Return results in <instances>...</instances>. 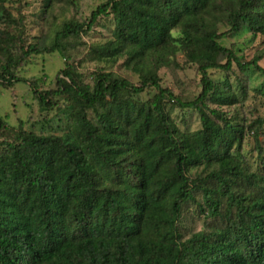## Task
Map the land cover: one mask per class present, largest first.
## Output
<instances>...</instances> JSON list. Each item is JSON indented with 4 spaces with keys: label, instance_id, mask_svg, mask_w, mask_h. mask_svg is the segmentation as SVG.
<instances>
[{
    "label": "trees",
    "instance_id": "1",
    "mask_svg": "<svg viewBox=\"0 0 264 264\" xmlns=\"http://www.w3.org/2000/svg\"><path fill=\"white\" fill-rule=\"evenodd\" d=\"M108 14L112 39L89 52L98 60L125 57L139 83L96 71L90 85L68 64L54 89L39 91L31 83L41 108L65 97L73 127L63 135L19 129L12 142L0 141V264H264V172L245 171L240 159L246 132L256 134L264 118L245 125L211 108L234 104L238 95L228 78L208 75L230 70L232 62L264 75L261 55L241 61L220 44L216 28L223 22L228 31L246 27L264 36V0H105L88 20L64 22L50 45L18 39L16 53L7 48L13 35L0 28L2 86L18 80L12 70L30 55L60 51L63 39ZM177 49L200 73L201 90L192 100L179 99L156 73L155 63ZM150 87L156 90L151 99L139 101ZM168 103L195 111L200 127L180 130ZM5 127L0 116V135ZM260 164L264 170V159ZM199 166L208 173L191 176ZM249 178L258 193L236 186ZM198 191L205 208L195 199ZM189 202L224 225L183 239L178 222Z\"/></svg>",
    "mask_w": 264,
    "mask_h": 264
},
{
    "label": "rangeland",
    "instance_id": "2",
    "mask_svg": "<svg viewBox=\"0 0 264 264\" xmlns=\"http://www.w3.org/2000/svg\"><path fill=\"white\" fill-rule=\"evenodd\" d=\"M105 0H0V10L3 18L0 28L14 38L9 40L7 48L12 53L19 51L18 39L25 44L50 45L55 32L62 24L70 19L77 21L88 20L90 13ZM216 28L220 33L221 45L230 48L241 61H250L261 55L258 64L264 68V36L252 35L250 30L243 27L238 32L228 31L223 22H217ZM114 22L112 15H102L92 29L62 40V49L52 53L32 54L19 67L12 70L18 79L12 81L7 88L2 86L0 79V116L6 122L1 132L0 141L12 142L16 131L23 129L35 134L63 135L73 127L71 106L64 96H58L55 106L41 108L32 93L31 83L37 90H52L55 88V77L67 64L73 65L82 81L92 84L96 71L111 72L113 76L128 79L133 85L139 83L138 73L125 65L124 58L116 60H98L89 49L91 46L112 39ZM177 36V30L172 31ZM164 63L156 62L157 76L162 86L169 89L183 101L192 100L201 90L200 73L197 64L188 62L180 50L173 51ZM6 55L0 54V64ZM153 63V61H152ZM154 64V63H153ZM208 75L214 80L228 78L232 88L238 95V101L231 105L209 103L211 108L219 109L227 117H236L250 125L257 118H264V75L248 69L242 72L235 62L231 69H209ZM33 84V85H34ZM156 90L146 88L139 94L138 100L146 102ZM170 116L182 131H194L200 127L198 114L190 109H180L167 104ZM88 117L94 119V113L87 111ZM252 125V124H251ZM251 128L245 134L241 145V162L247 172L263 171L261 159H264V123L261 127ZM257 138L262 148L259 153L254 146ZM2 148H0V152ZM209 168L193 167L189 173L193 177H203ZM212 182V181H208ZM236 186L245 193H258L254 178L237 179ZM197 203L204 205L200 191L195 193ZM224 206V204H223ZM204 207V206H203ZM205 208V207H204ZM224 225V219L214 218L206 210L200 211L198 205L189 202L183 206L178 229L183 239L200 230L210 232Z\"/></svg>",
    "mask_w": 264,
    "mask_h": 264
}]
</instances>
